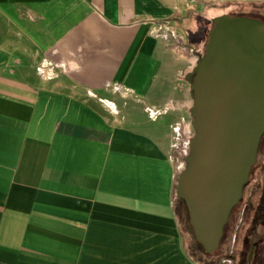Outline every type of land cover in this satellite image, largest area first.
Segmentation results:
<instances>
[{
	"label": "crops",
	"instance_id": "0c3cea01",
	"mask_svg": "<svg viewBox=\"0 0 264 264\" xmlns=\"http://www.w3.org/2000/svg\"><path fill=\"white\" fill-rule=\"evenodd\" d=\"M244 3L0 0V264H198L173 150L193 39Z\"/></svg>",
	"mask_w": 264,
	"mask_h": 264
},
{
	"label": "water",
	"instance_id": "95a60500",
	"mask_svg": "<svg viewBox=\"0 0 264 264\" xmlns=\"http://www.w3.org/2000/svg\"><path fill=\"white\" fill-rule=\"evenodd\" d=\"M212 24L192 78L194 139L176 190L207 254L219 248L264 136V22L224 15Z\"/></svg>",
	"mask_w": 264,
	"mask_h": 264
},
{
	"label": "flooded vegetation",
	"instance_id": "af4514ba",
	"mask_svg": "<svg viewBox=\"0 0 264 264\" xmlns=\"http://www.w3.org/2000/svg\"><path fill=\"white\" fill-rule=\"evenodd\" d=\"M253 187L254 190L252 191L251 189ZM244 190L245 192H243L241 200L233 208L228 222L223 229V239H221L219 248L209 254V264H215L213 259L215 257L218 258L216 255L220 252V247L224 245V240L229 238L230 235H234L236 231L240 233L239 236L235 238V243L237 244L234 245L235 251H232L235 255V263L264 264V136L257 152L256 162L251 170L248 182L244 186L243 191ZM257 190L260 192L259 194L257 193L258 195L255 197L256 201L253 202L252 195H255ZM181 206L184 210L182 202ZM243 207L245 208V212L243 214V221H241L242 223L240 227L234 229V233L232 232L233 234L229 233V235H227L226 231L230 224L231 216H234L235 212L237 214L239 209L241 216ZM251 216H254V221L250 219Z\"/></svg>",
	"mask_w": 264,
	"mask_h": 264
},
{
	"label": "rangeland",
	"instance_id": "374dc122",
	"mask_svg": "<svg viewBox=\"0 0 264 264\" xmlns=\"http://www.w3.org/2000/svg\"><path fill=\"white\" fill-rule=\"evenodd\" d=\"M251 5H256V4L244 3V4H242L243 7L241 9L232 8L229 10V8H228L226 10H227L228 14H236L240 10H245V9L249 10L250 12H254V13L257 12L258 14H260L257 10H254ZM256 6L261 7L262 5L257 4ZM261 12H264V9H262ZM212 27H213V24L210 21L209 25H206L205 31H203L204 34L202 33V35H201L202 38L199 37V38L193 39V41L195 43L199 44V46L201 48V53L204 52L205 44L207 42L208 35H209ZM192 109H193V106H192ZM192 109L190 112L191 118H190V120H188L189 121L188 122V130L186 131V133H184V135H181L178 137L179 143L177 145V148L173 150V159H174L175 166L177 168L175 191L177 190V187H178V177L188 169V159L191 156V141L194 139V130L192 127V121H193ZM189 128L192 130L191 136L189 135V131H190ZM250 175H251V173H250ZM261 184H262V181H261ZM251 190L253 191L254 187ZM243 192H245V190ZM259 192L257 190L255 192V195L254 194L252 195L253 202L256 201L255 197L259 194ZM176 202H177L176 206H177V213H178L179 212V203L181 202V199L177 197ZM251 202H252V200H251ZM239 212H240V209H239V211H237V214L235 212L234 216H231L230 224H229L227 231H226L227 235H229V233L233 234L234 233L233 230L240 227V225L242 223L241 221H243V214L245 212V208L243 207L242 212H241V216H240ZM250 219H252L254 221L255 218H254V216H251ZM188 221H189V213H188L187 208H186L184 211L182 210V212H181V226H182L183 240H184L185 245L187 247V252L192 257L194 256L193 258L197 261L198 264H209V260H210L209 257L204 256V254L200 253V251H199L198 255L193 254V251L191 248V246H192L191 245L192 244L191 236H190V234H189V232L185 226L186 222H188ZM239 233L240 232L236 231L234 235H232V236L230 235L229 238L224 240L225 243H224L223 248H222V253L219 255L218 258L215 257L213 259L215 264H237V262L235 263V260H234L235 255L232 253V251L233 252L235 251V247H234V245L236 244L235 238L239 236ZM222 239H223V236H222ZM220 243H221V241H220Z\"/></svg>",
	"mask_w": 264,
	"mask_h": 264
},
{
	"label": "trees",
	"instance_id": "16d2710c",
	"mask_svg": "<svg viewBox=\"0 0 264 264\" xmlns=\"http://www.w3.org/2000/svg\"><path fill=\"white\" fill-rule=\"evenodd\" d=\"M261 5H262L261 7H257L256 5H251L252 8L254 10H257L260 14H258L257 12H255V13L254 12H250L249 10L245 9V10H240L236 14L225 13V14H222V15H220L218 17L224 16V15H231V16H237V17H246V18L260 20V21L264 22V12H261L262 9H264V4H261ZM242 7H243L242 5H237V9H241ZM218 17H216V18H218ZM212 20H211V22H212ZM183 206H184V210H185L186 206H185L184 203H183ZM185 226H186V228H187V230H188V232H189V234L191 236V242H192L191 248H192L193 254L194 255H198V253L200 251V253H203L204 256L209 257V254L205 253V251L203 250L202 246L199 243H197L196 238H195L194 233H193L192 226L190 225L189 221L186 222ZM222 248H223V246L220 247V252L216 255L217 257H219V255L222 253Z\"/></svg>",
	"mask_w": 264,
	"mask_h": 264
},
{
	"label": "built area",
	"instance_id": "2783aa9c",
	"mask_svg": "<svg viewBox=\"0 0 264 264\" xmlns=\"http://www.w3.org/2000/svg\"><path fill=\"white\" fill-rule=\"evenodd\" d=\"M105 105L112 110L113 112H115V105L109 102H105Z\"/></svg>",
	"mask_w": 264,
	"mask_h": 264
}]
</instances>
